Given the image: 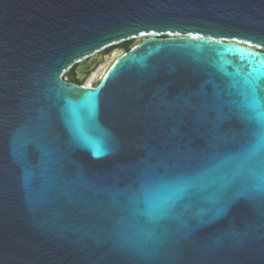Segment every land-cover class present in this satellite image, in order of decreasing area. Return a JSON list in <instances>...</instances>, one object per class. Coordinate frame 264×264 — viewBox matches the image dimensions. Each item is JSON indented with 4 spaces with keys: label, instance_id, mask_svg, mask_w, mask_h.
<instances>
[{
    "label": "water",
    "instance_id": "95a60500",
    "mask_svg": "<svg viewBox=\"0 0 264 264\" xmlns=\"http://www.w3.org/2000/svg\"><path fill=\"white\" fill-rule=\"evenodd\" d=\"M260 65L264 0H0V264H264Z\"/></svg>",
    "mask_w": 264,
    "mask_h": 264
},
{
    "label": "snow or ice",
    "instance_id": "6c2138e0",
    "mask_svg": "<svg viewBox=\"0 0 264 264\" xmlns=\"http://www.w3.org/2000/svg\"><path fill=\"white\" fill-rule=\"evenodd\" d=\"M246 42L251 47V42L250 41H246ZM260 46L261 45H257V47H260ZM253 71L255 73L264 72V65H260V66L256 67ZM252 76H253V73L248 74V77H252ZM248 77H246L245 79H246V82L250 85V93H251L252 98L248 101L246 107L255 111L259 107V104L256 100V90L259 87L260 76L256 75L252 79H249ZM258 123H260L261 127L264 128V115L259 116ZM159 186H160V181L158 179L154 180L152 178H146L142 184V191L146 192L149 189L156 188ZM195 186H196V180L195 179L193 181L184 183L182 178H178V183L173 187L172 196L168 200H165L162 203H160L159 205H156L153 212L149 213V214L153 215L154 218H158L159 216H166L169 212L171 204L174 203L175 200L180 198L179 194L184 192V191H187L188 188L195 187Z\"/></svg>",
    "mask_w": 264,
    "mask_h": 264
},
{
    "label": "rangeland",
    "instance_id": "374dc122",
    "mask_svg": "<svg viewBox=\"0 0 264 264\" xmlns=\"http://www.w3.org/2000/svg\"><path fill=\"white\" fill-rule=\"evenodd\" d=\"M143 38L142 37H137L129 40V45L130 48H132L134 45H136L138 42H140ZM125 51V49L122 47L121 43L110 46L103 51V59L98 62V64L93 68L90 72H88L87 76L82 80V83L85 85L88 81L89 75H91L93 72H97V77L95 79H92L91 85H96L100 82L103 74L107 70V68L110 66V64L113 62V60L122 54ZM74 69V66L66 71L64 73V76H67L68 74L72 73Z\"/></svg>",
    "mask_w": 264,
    "mask_h": 264
},
{
    "label": "bare ground",
    "instance_id": "6f19581e",
    "mask_svg": "<svg viewBox=\"0 0 264 264\" xmlns=\"http://www.w3.org/2000/svg\"><path fill=\"white\" fill-rule=\"evenodd\" d=\"M106 72V71H105ZM97 72L95 71V72H93L91 75H89V78H88V81H87V83L85 84V85H91V81H92V79H95L96 77H97ZM105 74V73H104ZM103 74V75H104ZM103 77V76H102Z\"/></svg>",
    "mask_w": 264,
    "mask_h": 264
},
{
    "label": "flooded vegetation",
    "instance_id": "af4514ba",
    "mask_svg": "<svg viewBox=\"0 0 264 264\" xmlns=\"http://www.w3.org/2000/svg\"><path fill=\"white\" fill-rule=\"evenodd\" d=\"M79 64H76L74 66V69L72 71V73L68 74V75H71V79L75 82H78V79L76 78V68L78 67Z\"/></svg>",
    "mask_w": 264,
    "mask_h": 264
},
{
    "label": "trees",
    "instance_id": "16d2710c",
    "mask_svg": "<svg viewBox=\"0 0 264 264\" xmlns=\"http://www.w3.org/2000/svg\"><path fill=\"white\" fill-rule=\"evenodd\" d=\"M121 45L125 49V51L130 49L129 41L122 42Z\"/></svg>",
    "mask_w": 264,
    "mask_h": 264
}]
</instances>
